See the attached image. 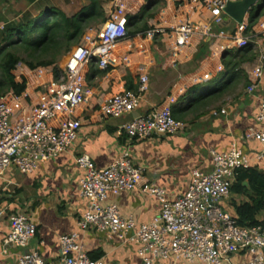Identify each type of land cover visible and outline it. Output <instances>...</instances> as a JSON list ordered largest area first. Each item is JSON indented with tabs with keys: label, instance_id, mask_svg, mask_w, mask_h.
Wrapping results in <instances>:
<instances>
[{
	"label": "built area",
	"instance_id": "obj_1",
	"mask_svg": "<svg viewBox=\"0 0 264 264\" xmlns=\"http://www.w3.org/2000/svg\"><path fill=\"white\" fill-rule=\"evenodd\" d=\"M235 0H193V4L209 13L199 23L186 21L165 29L154 26L137 37L151 42L168 39L171 52L177 57L191 45L195 37L215 40L213 56L221 58L229 52H239L264 39V15L259 16L250 29L249 17L237 24L231 34L216 29L223 25L225 8ZM264 0H260V3ZM125 6L116 1L115 10L101 26L88 31L81 43L66 53L62 60L50 67L30 70L37 80L40 96L37 104H30L28 94L13 91L0 98V176L10 167L21 174L35 172L39 164L67 152L77 141L82 122L76 117L91 96L85 69L96 62L102 70L130 67L129 55L119 56L120 44L134 38L129 36L125 22ZM219 42V43H218ZM143 50V46H140ZM225 70L219 65L217 72ZM138 92H121L109 98L101 107L108 119L132 115L149 91L150 78L144 68L139 69ZM264 76V53L252 72L251 91H255ZM213 74L195 77V85L210 82ZM170 97L161 107L146 115H139L124 124L118 134L125 137L126 146L121 156L106 168L98 169L87 155L76 158V165L85 172L80 180L81 197L86 211L78 221L80 232L60 238L57 260H46L36 250L21 256L19 264H106L103 259L92 260L85 252L81 233H108L121 246L135 250L141 264H235L238 256L248 257L246 264H264V225L240 226L224 204L231 198L238 172L252 168V162L235 143L226 153L211 152L213 168L210 172L195 170L187 193L176 201L155 183L145 181V169L136 165L132 145L137 142L161 140L179 134L184 125L173 115L177 103ZM223 113H226L225 111ZM264 125V101L256 115ZM246 140L260 144L256 160L264 159V131L248 132ZM140 189L155 199L161 211L151 223L137 224L134 218H123L114 200L122 193ZM6 220L9 232L5 243L26 248L37 235V226L26 210L10 213L0 210V220ZM43 245V244H42Z\"/></svg>",
	"mask_w": 264,
	"mask_h": 264
},
{
	"label": "crops",
	"instance_id": "obj_2",
	"mask_svg": "<svg viewBox=\"0 0 264 264\" xmlns=\"http://www.w3.org/2000/svg\"><path fill=\"white\" fill-rule=\"evenodd\" d=\"M59 1L61 5L58 6L43 0L27 2L32 7L40 4L37 14L57 8L69 17L91 5V0ZM116 1L126 8V26L128 20L136 18L150 2L152 5L147 14L153 15L148 21L151 29L156 25L170 29L182 22L199 23L209 18V13L195 6L193 0H106L101 6L108 15L115 10ZM104 23L94 25L92 29ZM236 26L237 23L226 16L223 25L216 30L231 34ZM215 46V40L195 37L191 45L175 57L168 39L151 42L135 37L120 44L117 50L119 56H130V67L102 70L92 62L85 69L91 96L76 113L82 128L74 145L60 156L41 162L32 174L24 175L17 168L10 167L0 176V210L7 209L10 213L26 210L37 226L35 239L26 248H18L5 243L9 227L6 220H0V264H19L21 256L36 250L46 260H57L61 236L80 232L78 221L87 208L80 189L85 172L76 165V158L87 155L96 168L108 167L121 156L126 146V138L118 134L121 127L134 117L161 107L170 97L178 100L172 111L175 119L184 125L183 130L161 140L132 145L133 160L145 169V181L157 184L167 192L169 200L176 201L187 193L193 171L212 170V150L226 153L235 143L250 158L252 168L264 173V159H255L261 151L260 144L245 139L248 132L264 131V125L256 121L264 101V76L257 89L251 91L252 72L264 53V39L258 45L251 44L246 50L229 52L221 58L213 56ZM237 53L238 57L232 59ZM231 59L236 65L218 73L219 65L224 66ZM140 68H144L150 78L149 91L143 96L140 107L121 119L105 118L101 107L109 98L125 91L138 92ZM209 73L214 76L210 82L193 83L195 77ZM15 76L18 82L22 78L27 80V100L30 104H37L40 91L35 75L22 68V73ZM218 90L219 94H211ZM201 97L206 98L193 106ZM112 202L118 205L123 218L132 217L139 225L151 223L161 211L160 204L140 189L122 193L107 204ZM246 203H249L247 196L232 191L224 207L235 217L237 207ZM257 219L264 221V211ZM81 242L89 257L101 255L100 259L106 264H141L134 249L121 246L108 233L84 232L81 233ZM247 261L246 256L235 258V264H246Z\"/></svg>",
	"mask_w": 264,
	"mask_h": 264
},
{
	"label": "trees",
	"instance_id": "obj_3",
	"mask_svg": "<svg viewBox=\"0 0 264 264\" xmlns=\"http://www.w3.org/2000/svg\"><path fill=\"white\" fill-rule=\"evenodd\" d=\"M103 1L106 0H91L89 7L71 17L57 8H50L37 16L29 18L27 14L18 23L8 24L5 31L0 32V98L11 91L17 95L26 92L27 80L22 78L21 82H18L14 74L20 64L25 63L30 70L56 65L74 48V45L79 44L94 25L106 22L110 15L101 6ZM151 5L152 2L149 3V6ZM149 6L143 8L136 18L132 17L128 20L127 28L130 37H137L151 29L148 21L153 15L147 14ZM259 16L255 9L251 11L250 29L255 26ZM246 49L248 47L243 50ZM21 52L27 53L32 61H25ZM238 54L232 59L237 58ZM232 59L224 63L225 69L236 65ZM219 92L220 90L211 94L215 95ZM205 98L197 99L193 106L198 105ZM232 191L249 198V203L236 209L234 218L238 224L243 227L264 225V221L260 222L257 219L258 214L264 211V173L255 168L239 171ZM100 256L90 258L99 260Z\"/></svg>",
	"mask_w": 264,
	"mask_h": 264
},
{
	"label": "rangeland",
	"instance_id": "obj_4",
	"mask_svg": "<svg viewBox=\"0 0 264 264\" xmlns=\"http://www.w3.org/2000/svg\"><path fill=\"white\" fill-rule=\"evenodd\" d=\"M28 0H0V32L5 31L6 27L10 23H18L23 19L24 16L28 14V17H34L38 14V5L35 6H29ZM45 3H50L52 5H61V2L59 0H43ZM260 5V4H259ZM258 5V6H259ZM264 12L262 11L260 16ZM82 41V40H81ZM79 42V44L81 43ZM78 44V45H79ZM78 45H74L73 47H76ZM21 56L23 59L32 61V59L28 58V54L25 52H21ZM62 60V59H61ZM23 69H29L25 63H22L18 66L14 74H21ZM30 70V69H29Z\"/></svg>",
	"mask_w": 264,
	"mask_h": 264
},
{
	"label": "water",
	"instance_id": "obj_5",
	"mask_svg": "<svg viewBox=\"0 0 264 264\" xmlns=\"http://www.w3.org/2000/svg\"><path fill=\"white\" fill-rule=\"evenodd\" d=\"M263 8L264 2L260 3V0H238L229 2L224 12L235 23L243 24L252 10L255 9L257 15H260Z\"/></svg>",
	"mask_w": 264,
	"mask_h": 264
}]
</instances>
